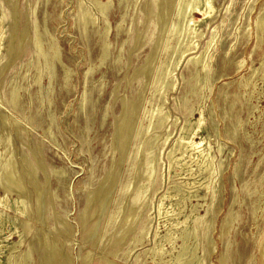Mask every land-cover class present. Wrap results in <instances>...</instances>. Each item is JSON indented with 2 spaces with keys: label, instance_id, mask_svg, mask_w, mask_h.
Here are the masks:
<instances>
[{
  "label": "rangeland",
  "instance_id": "rangeland-1",
  "mask_svg": "<svg viewBox=\"0 0 264 264\" xmlns=\"http://www.w3.org/2000/svg\"><path fill=\"white\" fill-rule=\"evenodd\" d=\"M189 1L0 0V264H263L264 0Z\"/></svg>",
  "mask_w": 264,
  "mask_h": 264
},
{
  "label": "bare ground",
  "instance_id": "bare-ground-1",
  "mask_svg": "<svg viewBox=\"0 0 264 264\" xmlns=\"http://www.w3.org/2000/svg\"><path fill=\"white\" fill-rule=\"evenodd\" d=\"M189 1V0H188ZM205 1V0H204ZM208 1V0H207ZM190 2V4H188L187 6V8H185V7H183V5L181 4V9H180V11H179V15H183V14H187V13H189V12H191L193 9L195 10H198L197 8H198V2H197V0H191V1H189ZM181 3V2H180ZM183 3V2H182ZM204 3H206V2H204ZM95 4H97V3H95ZM207 4H210L211 5V3H210V1H208V3ZM202 5H203V3H202ZM206 5V4H205ZM100 7H102V6H100ZM207 7H209V6H207ZM101 9V8H100ZM209 10V9H208ZM199 12H200V10H199ZM204 14V13H203ZM193 17V16H192ZM185 18L186 17H184V20H185ZM180 19V18H179ZM186 20H187V18H186ZM194 22V21H193ZM186 23V22H185ZM184 23V24H185ZM257 24H258V22H257ZM260 25H262V24H260ZM264 25V24H263ZM178 26H179V24H178ZM185 26V25H184ZM181 27V26H180ZM260 27H262V26H260ZM259 27V28H260ZM174 28V27H173ZM184 28V27H183ZM177 30V29H176ZM182 31V30H181ZM177 32V31H176ZM183 33H184V31H182ZM181 32V33H182ZM189 34V33H188ZM179 36V35H178ZM1 41V40H0ZM183 41V40H182ZM192 41V40H191ZM39 42V41H38ZM37 42V43H38ZM190 42V41H189ZM212 42V41H211ZM211 42H209V45H207L208 47V49H209V47L211 46ZM41 43V42H40ZM179 43V42H178ZM183 42H181V44H182ZM184 44H186V42L184 43ZM193 44V43H192ZM1 45V44H0ZM39 47H41L40 45H39ZM197 47V46H196ZM43 48V47H42ZM189 48V47H188ZM39 50H40V48H39ZM189 50V49H188ZM178 51V50H177ZM176 50H174V52H177ZM40 52V51H39ZM105 53L104 54H107V52H108V45H107V47L105 48V51H104ZM208 52V51H207ZM185 53V52H184ZM206 53V52H205ZM204 53V54H205ZM42 54V53H41ZM186 54V53H185ZM43 55V54H42ZM56 56V55H55ZM202 56H204V55H202ZM183 57V56H182ZM196 58V60L197 61H200V59H201V57H195ZM194 58V59H195ZM182 59V58H181ZM203 59H204V57H203ZM181 61V60H180ZM195 62V61H194ZM202 62V61H201ZM200 63V62H199ZM263 63V62H262ZM168 65V64H167ZM204 65V64H203ZM202 65V66H203ZM263 65V64H262ZM264 66V65H263ZM167 68V67H166ZM174 68V67H173ZM203 68V67H202ZM168 69V68H167ZM166 69V70H167ZM90 70V69H89ZM90 72V71H89ZM168 72V71H167ZM255 72V71H254ZM88 73V72H87ZM163 74H165V73H163ZM253 75H254V73H253ZM165 76V75H164ZM162 78V77H161ZM167 80V79H166ZM167 83V82H166ZM168 84V83H167ZM199 84H201V83H199ZM165 85V84H164ZM163 85V86H164ZM196 85V84H195ZM162 86V87H163ZM204 86V85H203ZM202 86V87H203ZM164 88V87H163ZM162 88V89H163ZM195 91V90H194ZM163 94V93H162ZM161 107V106H160ZM155 112V111H154ZM154 112H152V113H154ZM157 112V111H156ZM155 112V113H156ZM203 112V111H202ZM156 115V114H155ZM154 115V116H155ZM167 117V116H166ZM158 119V118H157ZM163 119V118H162ZM151 120V119H150ZM153 120H155V119H153ZM151 123V122H150ZM156 123V122H155ZM199 123H200V120H199ZM202 124V123H201ZM151 124H149V126H150ZM153 125H154V123H153ZM197 125V124H196ZM151 127V126H150ZM147 129V128H146ZM181 142L183 143V141L181 140ZM187 142V141H186ZM195 142V141H194ZM176 143V142H175ZM185 144V143H184ZM190 144V143H189ZM181 146V145H180ZM179 146V147H180ZM189 146V145H188ZM195 146V145H194ZM178 147V146H177ZM192 148V147H191ZM174 150V149H173ZM174 153V152H173ZM202 153H204V152H202ZM205 156V155H204ZM173 157V156H172ZM209 160V159H208ZM174 163V162H173ZM205 164V163H204ZM151 165V164H150ZM207 167H209V166H207ZM148 168H150V167H148ZM203 168V167H202ZM206 168V167H205ZM151 169V168H150ZM212 169V168H211ZM149 170V169H148ZM152 173V172H151ZM153 173H155L154 171H153ZM146 174V173H145ZM148 175V174H147ZM152 175V174H151ZM152 177V176H151ZM151 177H147L146 179L147 180H150V178ZM152 179V178H151ZM145 182V181H144ZM3 189L5 190V197L7 196V194L9 193V191H10V189H9V187L8 186H6V185H3ZM129 186H127L125 189H127V191H129ZM142 188V187H141ZM151 188V187H150ZM147 194V193H146ZM137 196V195H136ZM136 196L134 197V199L136 198ZM143 198H145V197H143ZM133 199V200H134ZM2 203V202H1ZM133 206H134V204H133ZM133 206H131V207H133ZM161 206H162V204H161ZM162 208V207H161ZM21 209V208H20ZM21 211H22V209H21ZM125 211V210H124ZM127 214V213H126ZM128 215V214H127ZM129 216V215H128ZM135 219V218H134ZM129 220V219H128ZM128 224V223H127ZM129 227H130V225H129ZM132 227V226H131ZM126 229H128V227L126 228ZM128 231V230H127ZM126 231V232H127ZM122 233H123V231H122ZM122 236H123V234H121ZM192 235H194V234H192ZM121 236H119V238H120ZM169 238V237H168ZM187 239V238H186ZM120 243V242H119ZM263 247V246H262ZM116 248V247H115ZM116 250V249H115ZM262 250V249H261ZM156 251V250H155ZM161 251V250H160ZM157 252V251H156ZM163 252V251H162ZM162 252H160V253H162ZM181 252V251H180ZM261 252L262 251H260V254H261ZM160 253H158V254H160ZM186 253V252H185ZM187 255V254H186ZM263 255V254H262ZM263 257V256H262ZM261 259V258H260ZM263 259V258H262ZM185 261V260H184ZM175 262V261H174ZM188 263V262H187ZM263 264H264V262H263Z\"/></svg>",
  "mask_w": 264,
  "mask_h": 264
}]
</instances>
